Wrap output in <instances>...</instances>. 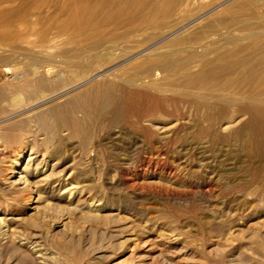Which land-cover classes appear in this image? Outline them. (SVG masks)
I'll use <instances>...</instances> for the list:
<instances>
[{
	"label": "rangeland",
	"instance_id": "obj_1",
	"mask_svg": "<svg viewBox=\"0 0 264 264\" xmlns=\"http://www.w3.org/2000/svg\"><path fill=\"white\" fill-rule=\"evenodd\" d=\"M107 1L14 0L0 8V117L17 112L0 131L24 120L20 131H32L41 150L32 167L58 162L47 174L77 186L82 202L69 213L45 210L41 195L28 201L29 191L9 186L24 138L11 141L0 155V215L20 220L0 234V264H264V115L250 110H264V0ZM101 50L129 55L111 71L119 78L174 63L155 84L167 95L132 88L141 95L126 102L118 124L107 116L79 136L59 128L51 139L27 124L26 105L48 88L28 99L39 86L18 73L78 56L98 65ZM46 139L59 155H42ZM35 201L41 213L30 210ZM91 202L104 209L87 208ZM27 240L48 251L44 263Z\"/></svg>",
	"mask_w": 264,
	"mask_h": 264
},
{
	"label": "bare ground",
	"instance_id": "obj_2",
	"mask_svg": "<svg viewBox=\"0 0 264 264\" xmlns=\"http://www.w3.org/2000/svg\"><path fill=\"white\" fill-rule=\"evenodd\" d=\"M13 1L14 0H0V8L3 5L5 6V4L11 3ZM19 1H21V0H19ZM105 1H107V0H105ZM129 1L135 2L136 0L135 1L129 0ZM140 1H138V2L142 3L143 0L141 2ZM148 1H150V0H148ZM255 1L256 0H253V3ZM110 2H112V1H110ZM138 2L136 1L135 3H138ZM16 3H17V1H16ZM156 3H155V5H156ZM170 3H171V1L167 0V4H170ZM14 4H15V2H14ZM125 5H128V3ZM141 6H142V4L140 5V7ZM158 6L156 9L154 7V9L158 10L159 9ZM262 6H263V4H262ZM262 6H261V9H262ZM10 7H8L7 9H9ZM122 7L123 6H121V7L119 6L117 8V11H119V8H122ZM124 7L126 8V6H124ZM129 7H131V6H129ZM150 7H152V5ZM125 8H123V9H125ZM149 10H151V9H149ZM262 10H264V8ZM115 11L113 12V14H115ZM127 11H129V9L128 10L125 9V11H122V12L125 13ZM3 12H5V11H3ZM111 12H108V13L112 14ZM259 13H262V12L259 11ZM2 14L3 13H0V16H2ZM116 14H118V13H116ZM7 15H8V13H7ZM192 47H194V46H192ZM102 52H105V51L101 50L99 52V55H101L102 61L100 60L101 64H98V65H91V64L85 63L84 62L85 59L83 57L78 56V58H79L78 60L65 61L64 64H60V65H48L47 68H44L39 63H36V64H33L32 66H30L29 68L24 69L22 72H19L17 75V78L19 80L26 81V80H29V77H30L29 81L36 82V84H38V86H39V88L34 92H27L25 90L26 91L25 95L28 97V99H30L32 97L34 98V96H39V98H40V96L42 97V95H41L43 93L42 90L48 88V94H46L47 97H45L46 95H43L44 98H42L39 102L31 104L30 106L26 105V107L27 106L28 107L25 109V111H28V113H29V111L33 113L30 118L27 116L29 118V119H27L28 121H26L27 124L28 123L31 124V122H33L32 124H34L36 126L37 132H43V134H47V136H50L51 133H55L56 131H59L58 130L59 128H64L66 130H69L73 136H79L83 132L89 133L95 124L103 123L104 119L107 116H111L110 121H109L110 126H114V125L118 124L119 119L123 115V108L125 107L126 102L128 100L135 99V98L139 97V95H141V93L135 92V90L133 91L132 88H141L144 85H145V88H148L149 86H151L153 88V90H155L157 93L167 95L168 90L160 89V87L158 88L155 84H157V81H159L163 77L162 72H159V71L162 68L168 69V68L173 67L174 63L164 64V63H161L159 61L153 62L150 66H147L146 71H145V73L148 71V72H151L153 74H148V75L146 74V76H144L142 78L136 77L134 75L126 77V78H119L114 73H111V71L114 68H116L117 66H119L120 64H122V63L124 64V62L126 60L130 59L129 55L126 54V55L118 56V55L113 54V51H111L112 53L108 52V51L105 53H102ZM141 53L142 52H140L138 54H141ZM156 54H160V53L159 52H153V54H151V56H154ZM156 56H158V55H156ZM119 58H122V60L117 61ZM117 69H119V68H117ZM114 71H115V69H114ZM124 74H126V73H124ZM163 74H164V72H163ZM46 75H48V76H46ZM14 76H16V75H14ZM165 76H167V75H165ZM45 77H48V79L45 80L44 79ZM257 78H258V76H257ZM13 79H15V78H13ZM160 84H161V82H160ZM31 85L32 84H30V86ZM146 86H148V87H146ZM23 91H24V89H23ZM75 91H76L75 94H70V93H73ZM147 91H148V89H147ZM150 92H152V91H150ZM67 95L68 96L70 95V96L67 97ZM64 97L66 99L65 102H63V103L55 102V101H58ZM162 97H161V99H162ZM166 97L168 98V96H166ZM167 98H165V99L163 98L164 102L169 101V99H167ZM158 99H156V100H158ZM183 100H185V102L189 103L192 106L193 105L200 106V103L198 105V103L195 104L192 101L193 99L190 97V95L188 93L183 94ZM13 101H15L14 105H16V106H20L23 104L20 100L16 101V99H14ZM158 103H159V101H158ZM155 104H157V103H155ZM202 105H201V107H202ZM22 106H20V107H22ZM206 106H207V104L204 105V107H206ZM250 110L254 114L264 115V110L257 107V106H252L250 108ZM12 113H14V112H12ZM12 113L10 115L5 114L6 116L0 117V124L9 120L12 117L17 116V114H16L17 112L14 113L15 115L14 114L12 115ZM28 113H26V114H28ZM259 118H260V116H259ZM19 119H17V120H19ZM4 124H6V123H4ZM24 125H25L24 120L15 121L9 125V129H7V130L5 129L6 131H3L4 129L2 128V130L0 131V155L7 152V148L10 147L9 143L11 141H16L17 137L18 138H21V137L24 138L22 141H20L23 145L22 150L19 153L18 158L15 160L14 166H12L11 170L8 171L10 173V176L8 177L10 179L9 186L15 187V189H17L16 191H19L21 193L25 192V191H29L31 193V195H29L30 197H29L28 201H31L32 199H34L33 194H35V193L41 195L42 196L41 198H44V199H42L43 200L42 201L43 208L41 206V201L33 202L32 206L30 207V210L33 211V213H41L40 212L41 208L45 209V210L55 209V210H58L59 212L63 211L65 213L80 210L81 206H82V202H80V200L77 199L78 187L75 185L73 186L71 184L69 186L65 185L64 179L60 175L53 176V175H55L53 172H51V174H47V171L49 169L51 171L54 170V167H56L59 164L58 162L51 164L49 166V168H48V166L46 168H44L45 164L43 165V167H41V164H37L35 166V168L32 167V164L30 161L32 160V158H34L33 156H35L36 154H39V152L41 150L40 151L38 150L39 149L38 148L39 147L38 140L36 139V135L33 134L32 131L25 130L24 133L22 131H20V129L22 130L24 128ZM256 126H258V125H256ZM4 128H6V127L4 126ZM15 130H19L18 132H21V134L19 136L15 135L13 133ZM15 133H17V132H15ZM48 139H46V142L44 144H41V145H45V150L43 151L42 155L45 156L46 153L56 155V156L59 155L60 154V150H59L60 146H58V144H56V143L54 144L55 150L52 152H49L50 151L49 149H50L51 145H53V144H51V140H50L49 141L50 145H48L49 144ZM51 139H53V138L51 137ZM57 140H58V142L60 141V139H57ZM30 142H32V144H31V146H28V145H30V144H28ZM241 142H243V141H241ZM258 143H259V141H258ZM27 148L29 149V152L27 154V155H29V157H28L29 159L24 161L23 159H24V156L26 155V152H27L26 149ZM70 175H68L67 178H69ZM67 193L69 194L68 198L65 197V194H67ZM79 195H81V194H79ZM23 199H25V198H23ZM82 200L83 199H81V201ZM84 202H86V201L83 200V203ZM87 208L94 210V211H101L104 209V206L101 203L91 202L90 204L88 203ZM19 220H20V218H16V217L7 218L6 216H1L0 217V234L1 235L7 234L11 228L10 224L12 222L14 223L15 221H19ZM27 242L30 243V249L33 252L37 253L36 254V255H38L37 257L41 259L40 262L44 263L47 259L46 254L48 251L46 252V250L42 247L41 243L36 241V240L35 241H32V240L28 241L27 240Z\"/></svg>",
	"mask_w": 264,
	"mask_h": 264
}]
</instances>
